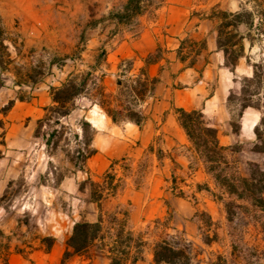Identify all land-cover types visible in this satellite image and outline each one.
I'll use <instances>...</instances> for the list:
<instances>
[{
	"label": "crops",
	"instance_id": "1",
	"mask_svg": "<svg viewBox=\"0 0 264 264\" xmlns=\"http://www.w3.org/2000/svg\"><path fill=\"white\" fill-rule=\"evenodd\" d=\"M93 1V11L89 6L80 10L87 19L96 18L98 14L106 16L113 8L110 0ZM257 8L264 9V0H164L153 12L137 16L131 25H118L108 19L115 31L110 39H105L106 30H94L97 34L82 52V63L89 68L95 66L98 53L106 50L105 59L95 68L103 75L101 86L106 94L113 98L120 90L119 79L136 78L142 70L149 78L159 81L154 93L139 104L146 117L141 126L133 122L115 123L101 107L84 112L86 120L97 131L92 142L96 153L88 159L85 171L76 170L69 163L74 171L64 175L57 185L40 182L43 176H55L61 166L54 164V155L48 152L40 137L35 136L37 125L31 123H37L54 104L51 88L62 86L72 76V71L58 68L50 78L33 87L25 86L31 91L28 99L12 98L13 105L1 111L6 142L0 157V264H62L67 241L78 220L70 205L61 207L59 197L73 199V207H76L80 174H88L87 180L102 178L103 183L112 165L124 159L132 173L122 181L114 197L104 199L103 209L107 202L115 203L119 209L129 206L128 226L135 234L166 219L172 227L168 230L181 231L194 239L199 228V212L217 220L219 209L212 195L217 184L181 125L178 110H202L206 122L219 133L229 127L231 115L227 98L232 91L241 90L242 77H252L253 68L245 57L239 59L234 72L226 67L225 54L217 43L220 22L214 14L218 10L237 13ZM239 31L245 35L248 29L241 25ZM42 45L47 46V43L35 40L39 50ZM244 45L249 52V41L245 39ZM148 59L153 60L147 63ZM122 60L133 62L129 72H124L120 66ZM251 111L258 112L253 108L245 110L241 132L257 124L255 118H246ZM145 160L147 168L137 180L136 170ZM49 165L54 166L55 171H50ZM171 176L183 181L185 188L194 193L195 200L171 193L168 180ZM20 180L24 181L22 192L6 201L7 189ZM81 192L91 196L90 189ZM90 203L98 208L92 199ZM143 236L148 245V238ZM45 237L55 240L49 253L44 251L42 239ZM5 255L7 261H4ZM83 259L73 256L64 264H109L106 253L99 248L91 259ZM151 263L153 254L144 256V253L143 260L138 262Z\"/></svg>",
	"mask_w": 264,
	"mask_h": 264
},
{
	"label": "rangeland",
	"instance_id": "2",
	"mask_svg": "<svg viewBox=\"0 0 264 264\" xmlns=\"http://www.w3.org/2000/svg\"><path fill=\"white\" fill-rule=\"evenodd\" d=\"M126 2L127 0H110V3L113 4L110 12L122 11ZM93 4V0H0V157L5 151L3 144L6 142V125L2 120L1 111H6L12 98L28 99L31 96V91L25 88L26 85L35 86L41 80L43 81L47 77L50 78L58 68L70 70L73 73L72 75H82L93 71L94 77L100 76L95 68L96 65L98 66L105 59L102 53L106 50L103 49L98 53L96 65L91 68L86 67L82 63V52L90 45V40L97 34L94 30L102 29L103 32L106 30L105 39H110L115 31L112 29L110 22H108L110 13L106 16L98 14V17L91 19H87L86 15H82L80 10H84L83 7L89 6L91 11H93L95 8ZM156 6L157 3L149 7L147 12H153ZM259 10L261 8H257V11ZM133 21L123 25H131ZM258 23L259 16H256L255 26ZM35 40H41L42 44L46 42L47 46L42 45L41 50H39V47L35 46ZM246 55L250 56L252 63L260 62L264 59V38L255 44L252 51L246 52ZM245 58L247 60V57ZM122 69L124 72L130 71L128 66H122ZM124 80H127V78ZM23 83L24 85L22 86L21 84ZM86 91L88 95L80 97L75 102L76 109L66 121L72 131L63 136L61 149L51 150V154L54 155L55 159L54 164L56 166L60 164L61 171L55 172V176L51 174L43 176L40 180L42 184L57 185L53 181L56 179V176L59 174H70L74 171L69 164V160L76 157V150L79 148L75 138L76 134L80 133L78 121L86 117L84 112L100 107L98 104L100 97H98L96 88L89 86ZM232 92L238 94L240 91ZM113 99L112 106L119 110H122V106H124L141 111L136 96L131 91L128 94L124 93L120 95L119 90ZM260 116L259 111H251L246 114V118H255L257 123ZM31 125L35 126L37 123L32 121ZM43 130L46 131L47 129ZM219 135L223 145L228 143L229 145L227 144V146H241L242 148L240 152L228 156V161L230 162L229 172L231 174L248 177L250 173L249 163L263 165L264 154L256 153L252 150L255 142L254 128L251 129L248 126L242 132L239 130L238 133H235L230 124L226 130L220 131ZM225 135L229 137L225 139ZM40 141L45 143L41 137ZM200 159L205 166L203 158L200 157ZM53 167L49 165V170L55 171ZM146 168L147 160L138 166L136 170L138 173L137 180L143 175ZM111 172L115 176V183L119 185L132 173L126 159L113 164ZM87 178L88 174L85 172L81 173L77 181L78 185L80 186L82 182H86L85 189H90L91 184ZM92 178V181L102 183V178ZM174 178L176 179L177 177L171 176L168 179L170 182V192L171 182ZM177 180L183 182L178 178ZM23 185V180L17 181L15 185H11L7 189L6 201L12 200L16 195L21 193ZM185 187L186 184L184 185ZM199 188L209 190L205 186H200ZM185 189L189 192V189ZM212 193L219 209L217 220L211 221L209 214L199 212L197 214L199 228L197 236L194 239L185 236L181 231L174 232L173 230H168L169 227L172 228L169 225V220L164 219L157 223L155 222L143 231L144 234L141 233L149 241V244L144 248V256L153 254L155 242L167 238L168 235H181L200 250L199 264H212L213 260H216L215 255L218 254L228 258L230 264H264V214L247 202L237 200L236 204L243 207L234 208L236 215L234 220L229 222L225 204L230 200H234V198L230 199L226 194H223L218 184ZM76 197V207H73L74 200H69L64 195L59 197V203H61L62 208H68L70 205L71 211H76L75 218L78 220L76 222H96L99 210L95 204L90 203L91 196L79 190L76 193ZM191 200H195V197ZM129 209V206L119 209L115 203L107 202L106 209L104 210L106 214L105 220L109 219L107 214L115 213L119 218H123V212H128ZM69 223L71 224V222ZM214 232L218 234V241L213 242L210 246L205 245L203 238L207 239L213 236ZM136 235L138 234L136 233ZM95 251H98V247L96 246L84 254L73 256L76 258L82 257L84 258L83 261H86L93 257ZM231 253H234V255L232 256ZM86 264L92 263L88 262Z\"/></svg>",
	"mask_w": 264,
	"mask_h": 264
},
{
	"label": "trees",
	"instance_id": "3",
	"mask_svg": "<svg viewBox=\"0 0 264 264\" xmlns=\"http://www.w3.org/2000/svg\"><path fill=\"white\" fill-rule=\"evenodd\" d=\"M164 0H127L119 12H110L109 19L119 24H129L137 16L147 12V9L157 3L158 7ZM155 7V8H156ZM256 16H259V23L255 26ZM214 17L219 20L217 25V43L219 49L225 54V65L232 72L235 71L241 57H247V62L253 68L252 77L241 79V90L238 94L231 92L227 98V107L231 114V126L235 133L241 129V122L244 112L253 108L260 112V119L254 127L255 142L252 150L264 154V59L252 63L250 56L246 55L244 40L250 43V50L255 44L261 41L264 36V9L259 11L243 10L237 13H229L218 10ZM245 25L248 29L244 35L239 27ZM254 31V32H253ZM106 57V51L102 53ZM153 59H148L147 63ZM184 61V57H181ZM98 64V63H97ZM120 66L133 67L131 60H122ZM93 71L82 75H72L62 86L51 88L54 104L45 110V114L37 121L35 136L42 137L47 146L48 152L61 149L63 136L71 132V127L66 123L69 116L76 109L75 102L82 96H87L89 86L96 88L99 106L107 113L115 123L133 122L141 126L146 117L141 111L132 107L122 106V110L112 106L114 99L105 93L101 82L103 75L94 77ZM158 78H149L145 70H142L138 77L127 80L119 79L120 95L133 92L138 104L143 102L148 95H152L158 83ZM135 85V86H134ZM13 103L6 108L8 110ZM234 108V109H233ZM234 112V114H233ZM179 120L185 129L194 149L203 158L206 171L213 176L223 194L230 200L225 204L228 221L232 222L236 215L234 208L243 207L237 205V200L247 202L264 214V163L262 166L249 163V176L242 177L231 174L229 155L241 151V146H224L220 143L219 131L209 125L202 110L187 111L179 109ZM79 132L75 138L79 148L76 150V157L70 158V163L76 170L85 171L87 161L96 150L92 142L96 134L93 125L82 118L78 121ZM43 129H47L44 131ZM51 166V165H50ZM113 166V165H112ZM64 175L56 176L55 183L59 184ZM91 184L90 193L93 202L97 203L99 215L96 222H76L71 236L67 241L68 249L64 254L62 264L71 256L81 255L88 252L92 247H98L104 251L109 259V264H138L143 260L144 248L147 245L143 234L136 235L128 226V212H123V218L117 214H106L103 209V201L107 196L114 197L120 188L115 183V176L111 171L103 177V183L88 180ZM86 182L79 186L85 190ZM237 206H236V205ZM212 221V218L209 216ZM218 241V234L203 238V243L210 246ZM54 238L45 237L42 239L44 251L49 253L54 245ZM201 252L195 245L187 241L181 235H168L154 243L153 263L151 264H199ZM233 256L234 253H231ZM212 264H230L228 258L218 254ZM4 261H7L5 255Z\"/></svg>",
	"mask_w": 264,
	"mask_h": 264
},
{
	"label": "built area",
	"instance_id": "4",
	"mask_svg": "<svg viewBox=\"0 0 264 264\" xmlns=\"http://www.w3.org/2000/svg\"><path fill=\"white\" fill-rule=\"evenodd\" d=\"M190 179L192 180V177H190ZM192 182L187 183L188 186L191 185ZM185 183L184 182H180L179 180H177V178L173 179V181L171 182V192L177 194V195H181V196H185L187 198L190 199H194V195L193 192H187L186 189L184 188Z\"/></svg>",
	"mask_w": 264,
	"mask_h": 264
}]
</instances>
